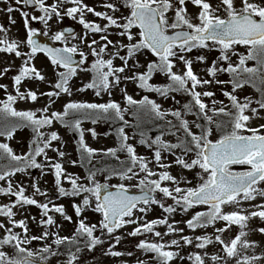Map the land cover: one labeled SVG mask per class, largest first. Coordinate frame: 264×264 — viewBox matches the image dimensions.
Instances as JSON below:
<instances>
[{"label":"snow or ice","instance_id":"snow-or-ice-1","mask_svg":"<svg viewBox=\"0 0 264 264\" xmlns=\"http://www.w3.org/2000/svg\"><path fill=\"white\" fill-rule=\"evenodd\" d=\"M189 2L197 8L195 13L188 11ZM16 5L34 6L40 14L13 7L10 0H6V7L2 9L8 13L10 25L16 23L11 13L20 12L26 38H10V28L0 24V53L21 60L12 77L14 92L8 91V85L0 84L5 92V97L0 99V182H3L0 194L15 197L9 203L0 204V216L4 217L0 220V264H49L53 256L66 258L60 264H80L82 250L91 251L104 244L105 236L114 241L106 254L119 257L125 253L114 250L122 239L116 233L129 225H134L129 236L151 234L154 237L140 239L135 245L143 253H153L150 259L154 264H173L176 259L181 262L187 259L190 264H209V261L229 264V260H234V264H257L264 259V252L259 256L247 254L248 249L257 247V242L248 239L246 231L251 218L264 220V202L250 203L257 197L264 198V186H261L264 185V123L255 127L251 124L254 119L264 118V0H239V3L218 0L215 5L211 0H103L101 7L105 11H97L85 0H52V3L16 0ZM89 13L105 23L88 20ZM65 16L78 20L84 28L83 35L64 28L51 35V39L62 46L49 47L38 42L36 36L40 29L30 26V21L43 24L41 34L47 36L51 30L49 21L53 18L62 21ZM89 34H99V40H88ZM113 35L118 38L110 39ZM70 38L78 39L79 43H70ZM238 46L246 51L240 52ZM193 50L198 52L195 61L200 63L208 59L205 51L219 53L205 69L210 78L200 77L193 70ZM37 53L47 56L54 68V80L48 79L33 63ZM146 53L153 59L141 64L138 55ZM89 57H92L90 64ZM233 57L237 59L233 61ZM116 59L121 61L120 65L114 64ZM249 61L254 63L249 66ZM141 68L144 70L138 71ZM10 70V66L4 67L0 76ZM79 72L92 75L77 92L92 89L95 96L106 93L109 99L103 103L69 99L62 109L51 110L56 98L62 94L73 95L70 81ZM156 73L163 74L168 82L151 83ZM221 73L229 78L220 79ZM26 79L48 83L50 90L39 92L26 88L22 91V82ZM129 81L145 92H155L164 98L172 93H183L189 100L181 108L163 109L149 95L137 99L129 94L125 83ZM212 84L222 86L220 91L227 98V104L208 90ZM226 85L231 86L230 91L223 87ZM245 85H251L260 94L259 99L248 95L238 97L237 90ZM117 89L123 104L112 98ZM38 96L48 98L42 107L18 109L15 106L18 101L36 102ZM171 98L175 100V96ZM127 113L135 122L125 118ZM189 114L196 119L190 122L185 118ZM169 116L173 119H168ZM144 118L164 122L154 139L145 138L143 131L139 133V143L152 151L151 159L137 153L125 132L128 126L140 130ZM85 120L93 124L100 120L121 122L115 130L118 146L97 148L87 144L82 127ZM54 122L79 134L77 151L82 166L91 165L96 156L113 157L118 165L89 167L84 178L86 183H80L81 177L66 173L62 162L48 155L49 149L58 157L66 155L59 147H53V141L61 139L57 131L50 130ZM25 128L30 130L31 138L27 150L18 153L10 141L18 130ZM87 131L94 139L98 135L94 128ZM214 132L215 139L212 138ZM165 133L175 136V142L164 139ZM118 152H125L126 159L120 160ZM164 153L174 159L165 162ZM153 162L155 168L150 166ZM70 163L76 165L78 161ZM173 165L181 169V174H172ZM237 165L242 166V170L233 167ZM29 169H39L41 175L49 171L53 174L57 198L83 194L81 203L72 204L77 220L71 235H61V225L49 213H58L69 222L72 216L66 213L63 204L53 202L47 190H41L38 180L31 183V195L26 194L27 188L22 182H14L17 174L28 175ZM183 170L193 172L195 184L182 174ZM98 173L104 174V183L97 180ZM112 177L120 181L114 191L109 190ZM62 180L71 184L70 190L63 186ZM133 189L138 190V194H134ZM37 195L45 197L44 202L37 200ZM168 199L172 203H166ZM242 202H249L253 210L245 209ZM31 205L41 210L39 235L31 234L28 217L16 219L15 208L26 210V206ZM154 205L166 215L147 219ZM195 206H206V209L196 211L183 223L193 233L211 226L214 229L211 234L187 235L183 227L177 226L181 221L169 222L177 210L187 213ZM225 206L233 210L225 211ZM85 208L98 213L99 220L87 222V217L82 216ZM20 215L23 216V212ZM31 219L36 221L35 216ZM217 222H223V226L216 227ZM160 225H164L166 231L156 230ZM233 225H237L239 231L226 238L225 233L230 232ZM258 231L264 233V227ZM165 237L172 238L165 240ZM33 242H39V246L34 247ZM213 244L219 245V250L209 255L207 247ZM183 245H194L199 251L182 255ZM126 254L133 255L132 252ZM136 264L148 262L137 258Z\"/></svg>","mask_w":264,"mask_h":264},{"label":"rangeland","instance_id":"rangeland-1","mask_svg":"<svg viewBox=\"0 0 264 264\" xmlns=\"http://www.w3.org/2000/svg\"><path fill=\"white\" fill-rule=\"evenodd\" d=\"M47 3H52V0H46ZM212 4L215 5L218 0H211ZM10 3L12 4L13 7H22L24 8L25 11H28L30 14H36L39 15L38 10H30L26 8L24 5H16V0H10ZM85 3L89 4L90 6H95L97 11H105L103 7H101V4L103 3V0H85ZM237 3H239V0H237ZM6 7V0H0V24L5 25V27L10 28L9 36L10 38H15V39H20L23 40L26 38V30L24 27V20L21 17V14L19 11H13L11 13L12 17L15 19L16 23L10 25L8 23V13L5 11H2ZM188 11L191 13H195L197 11V8L191 3H188ZM119 15V13H117ZM86 18L88 20H94L98 23H105V21L101 20L100 18H97L93 16L91 13L87 14ZM49 24L51 26V30L49 31V35L46 37H49L51 39V35L56 32L61 30L65 26H70L74 28L77 32V34L83 35L84 28L83 26L78 22V20H73L67 16L64 17L62 21H57L55 18H53L51 21H49ZM30 26L35 27L40 29V33L43 32L44 30V25L41 24L38 21H30ZM112 31H115L114 29ZM45 36V35H44ZM97 39L99 40V34H96L93 36L92 34H89L88 40L91 39ZM110 39H117L118 37L116 36H111L109 37ZM52 40V39H51ZM53 43L57 46L60 47L62 46L60 42L52 40ZM70 43H79L78 39H69ZM83 46V45H82ZM111 48V46H110ZM24 51H27L26 48L23 49ZM85 51H88V49L85 47ZM238 50L240 52H245V48L243 46H238ZM123 54V53H121ZM198 54L196 50H193L191 53V56L194 60L193 63V70L203 78H210L207 77V74L205 72V69L210 66L211 61L218 56L217 51H212V52H207L205 51L204 54L207 55L208 59L205 63H200L195 61V56ZM92 57H89V64L91 62ZM138 59L140 60L141 64H146L147 60L153 59L150 53H146L144 55H138ZM237 58L233 57V61H235ZM33 63L36 65L38 69H42L44 74L48 77L50 80H54V68L50 64V61L43 56L42 54H37L36 57L33 60ZM254 62L249 61L248 64L251 66ZM21 64V60L19 58H16L14 55H6L4 53H0V71L3 70L4 67L10 66L11 70L4 76H0V84H6L8 85V91L9 92H14V89L12 87V77L17 73L19 65ZM114 64L120 65L121 61L119 59H116L114 61ZM144 69H138V71H143ZM131 74V73H129ZM90 75L91 72L84 73V72H79L76 77H73L72 80L70 81V86L73 91V95L71 97L62 94L61 97L55 99V103L52 105L51 110H59L62 109V105L66 103L69 99H79V100H88L91 102H97V103H103L106 102L109 97L106 93L102 94L100 97L95 96L94 91L92 89H87L84 92H77L76 89L82 86V83H86L90 80ZM220 79L227 80L229 77L227 74L221 73L219 74ZM151 83L155 84H165L167 83V79L163 74L156 73L153 75L152 80L150 81ZM127 86V91L129 94L133 95L134 98L139 99L143 95H149L150 98L155 99L158 103L161 104L163 109H174V108H181L182 105L186 102H188V99L186 97L181 96L179 93H172L171 96H175V100L169 96L168 98L161 97L158 93L155 92H145L142 89H139L136 87V85L132 82H125ZM122 87L124 84L121 85ZM222 86L212 84L208 86V90H212L216 93V99L218 100H224L225 104L228 103L227 98L224 97L220 91V88ZM223 87H227V89L230 91L231 86L226 85ZM26 88H32L34 90H38L39 92H47L50 90V86L48 83L45 82H38L35 80H25L22 82L21 90H25ZM198 90H203V89H198ZM238 97L242 98L245 95L251 96L254 100L259 99V93L251 86V85H245L243 89H238L237 93ZM5 97V92L3 89H0V99H3ZM114 99L122 101V96L120 91L114 90L113 92V97ZM206 101L210 100V98H205ZM176 101H179V103H176ZM48 102V98L46 96H38V100L36 102L32 101H18L17 104L15 105L18 109H29V108H39L45 105ZM255 106V105H253ZM250 114V113H249ZM262 116H264V112H262ZM188 119L190 122L195 120L196 117L194 115H187L185 117ZM168 119H173L171 116L168 117ZM175 123V121H173ZM163 121H160L158 125L161 127H155V128H162L163 126ZM264 123V118H257L251 121L252 126H258L259 124ZM82 127L85 129L84 133V138L85 142L89 144L92 147H97V148H105V147H116L118 146L119 141L117 140L116 134L112 135H104V131L101 127L93 125V124H86L83 123ZM94 128L98 135L94 139L92 137V134L87 131V129H92ZM127 128V127H125ZM50 130H55L59 133L61 139L59 141H53V147H59L61 151H64L66 153L65 157L61 158L58 157L57 153L52 151L51 149L48 150V155L50 157H53L60 162H62L64 168L66 169V173H70L74 176H79L81 177V180L79 181L80 183H86L85 177L87 176L88 172L86 171V168L92 167L93 165V160L91 165L84 164L83 166L79 162L80 160V153L77 151L79 144V134L76 131H72L58 122H54L52 128ZM195 131L196 129L193 128ZM125 132L129 136V143H132L136 146L137 153L139 155H142V145L139 143V140L136 139L135 137L132 136L130 131L125 130ZM179 135H183L180 133ZM31 138V132L28 129H22L18 130L17 133L15 134V138L10 141L11 146L19 153L22 151L27 150V143ZM164 139L170 140L172 142H175L176 137L169 135L168 133H165ZM213 139L216 138V133H213ZM178 151V150H177ZM164 156L167 157L168 161H172L174 159L173 156L169 155L168 153H164ZM122 160L126 159V153H122L121 156ZM147 158L151 159L152 158V151ZM40 159V158H38ZM71 160H77L78 163L76 165H73L70 163ZM151 167L155 168V163L153 162ZM236 170H242V166H233ZM173 175H179L181 174V169L178 166L173 165V167L170 169ZM183 175L187 176L190 180H192L193 184H195V179L193 172L188 171V170H183ZM54 176L53 174L49 171L45 175H41V172L39 169H29V174L28 175H22V174H17L16 177L14 178V182H22L25 187L27 188V195H31L33 193V189L31 188V183L34 180H38L39 182V187L41 190H47L49 197L53 200L54 203L57 204H63L65 207V211L68 215L72 216V222L64 220L58 213H49L51 215L55 216V219L58 224L61 225L60 228V234L61 235H71L72 232L74 231L75 228V222L77 220V217L75 215L74 208L72 207L73 203H81L83 194L78 197H72V196H66V197H59L57 198V193L55 192L54 188ZM97 180L101 183H104V174L98 173L97 174ZM118 177H112V179L109 181L111 186H115L117 183H119ZM132 183H135L133 181ZM62 184L66 189H71V184L67 180H62ZM0 186H3V182H0ZM264 186V185H261ZM132 191H138L133 189ZM37 200L44 202L45 197L37 195L35 197ZM10 199H15V197H8L3 194H0V204H6L10 202ZM261 202H264V198L257 197L255 201H252L250 203L254 204H259ZM166 203H172L170 199L166 201ZM242 205L245 209H248V211H252L253 209L249 207V202H242ZM206 209V206H195L192 209H189L187 213H182L181 211L177 210L176 213L172 214L170 216L169 222H172V220L175 221H181V223L177 226L183 227L184 228V234L187 235H201L204 234L205 232L211 234L214 229L213 227H208L207 229H197L194 233L192 230L188 229L187 226L183 223L184 220L189 219L196 211H203ZM225 211H230L233 210L229 206L224 207ZM18 214L16 216V219H21L23 217H28V224L30 228L31 234H36L39 235L40 232L42 231L41 227H38V221L40 219V209L34 205L31 206H26V210L19 209L18 207L14 209ZM23 212V216L20 215V213ZM139 215V213H137ZM166 215L163 213V211L158 207V206H153L152 210L148 213L147 219H154L157 217H162ZM32 216L36 217V221H33L31 219ZM82 216L87 217V222H97L99 220V214L95 213L91 208H85L84 211L82 212ZM4 217L0 216V220H3ZM223 222H217L216 227H222ZM134 225H129L125 226L124 228H121L117 231L116 235H119L122 237L121 241L119 244L115 245L116 251H120L125 253V255L122 256H112L110 254H106L109 244L114 243L112 239L109 237L105 236L103 239L105 240V243L102 245H97L93 250L89 251L87 249L82 250L80 253V264H136L137 258L140 260H145L148 262V264H154L153 261H151V257L154 255L153 253H143L140 250L135 248V245L139 242L140 239H149L152 240L154 237L151 234H145L143 236H129L128 233L132 230ZM264 227V220L259 219V217H253L249 220L248 222V228L246 231L248 232L247 238L250 240H254L257 242V247L255 249H248L247 254L248 255H260L262 252H264V233H261L258 231L259 228ZM17 231H20V229H16ZM55 230V229H53ZM158 231L164 232L166 231V227L164 225H160L157 227ZM239 231V227L237 225H233L231 227L230 232L225 233V237H232L234 236L237 232ZM99 235V233H97ZM172 237H165V240L171 239ZM34 247L39 246V242H33ZM219 250V245L213 244L209 245L207 247V251L209 255H211L214 252H217ZM63 251V248L61 249ZM181 254L187 256L188 253L192 251H199L198 249L194 248V245H183V247L180 249ZM127 252H132V256H128L126 253ZM244 254V251H241V255ZM66 258L64 256H53L50 257L49 262H62ZM173 264H190V262L185 259L183 262H181L179 259H176ZM209 264L211 262L209 261ZM229 264H234V260H229ZM257 264H264V259L260 260L257 262Z\"/></svg>","mask_w":264,"mask_h":264},{"label":"trees","instance_id":"trees-1","mask_svg":"<svg viewBox=\"0 0 264 264\" xmlns=\"http://www.w3.org/2000/svg\"><path fill=\"white\" fill-rule=\"evenodd\" d=\"M92 75V74H91ZM91 75H90V79H91ZM181 96L183 97H186L188 100H189V97L183 93H179ZM123 104V103H122ZM125 118L130 121V122H135V118L130 114V113H127L125 115ZM160 121L156 120V121H151L149 120L148 118H144V121L141 125V129L140 130H137L133 127H130L128 126L127 128H125V130L127 131H130L132 136L135 137L136 139L140 140V131H143L145 133V138H153L156 136V135H159L162 128H155L158 126V123ZM83 123H86V124H93L90 120H85L82 122ZM121 122H117V123H113V122H105L103 120H100L98 121L96 124H93V125H96V126H101V127H105V128H101L103 129L104 132H110L109 135H112V134H116V129L120 126ZM27 129V128H26ZM29 130V129H28ZM117 147V146H116ZM142 155L147 157L151 154V150L148 149L145 145H142ZM122 153L123 152H118L117 155L120 157V160H122L121 156H122ZM125 153V152H124ZM118 161L113 158V157H103L101 158L100 156H96L94 159H93V166L95 167H105V166H117L118 165ZM88 168H86V171H87Z\"/></svg>","mask_w":264,"mask_h":264},{"label":"water","instance_id":"water-1","mask_svg":"<svg viewBox=\"0 0 264 264\" xmlns=\"http://www.w3.org/2000/svg\"><path fill=\"white\" fill-rule=\"evenodd\" d=\"M27 8H29V9H35L34 6H27ZM64 28H71V27H64ZM64 28H62V29H64ZM62 29H61V30H62ZM72 29H73V28H72ZM73 30H74V29H73ZM74 32L76 33L75 30H74ZM66 35H69V34L66 33ZM36 39L38 40V42H40V43H42V44H48L49 47H56V46L53 44L52 40H51L49 37H46V36L42 35L41 33H37ZM40 54H43L44 56H46L44 53H40ZM46 57H47V56H46ZM109 190L114 191V190H115V187H110ZM133 193H134V194H138V191H133ZM49 264H60V263H49Z\"/></svg>","mask_w":264,"mask_h":264}]
</instances>
